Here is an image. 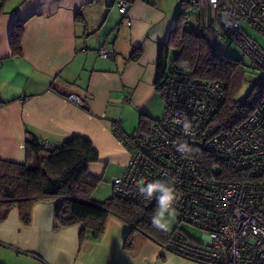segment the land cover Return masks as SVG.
Here are the masks:
<instances>
[{
  "label": "crops",
  "instance_id": "crops-1",
  "mask_svg": "<svg viewBox=\"0 0 264 264\" xmlns=\"http://www.w3.org/2000/svg\"><path fill=\"white\" fill-rule=\"evenodd\" d=\"M128 1L124 18L115 0L6 2L0 15L1 159L24 162L30 138L58 145L83 136L98 152L89 172L102 179L92 198L113 194L110 180L128 161L113 125L130 133L141 127V118L161 116L164 103L155 86L159 44L166 43L180 11L172 0ZM198 14L202 29L215 33L210 8ZM15 21L23 23L20 56L9 45ZM102 46L110 50L108 57L97 55ZM133 52L136 59L130 58ZM58 204V198L35 203L27 225L14 207L0 223V248L17 254L22 264H206L163 248L138 230L126 248L130 226L115 215L99 238L80 241V223L55 227Z\"/></svg>",
  "mask_w": 264,
  "mask_h": 264
},
{
  "label": "built area",
  "instance_id": "built-area-1",
  "mask_svg": "<svg viewBox=\"0 0 264 264\" xmlns=\"http://www.w3.org/2000/svg\"><path fill=\"white\" fill-rule=\"evenodd\" d=\"M179 2L190 11L208 6L217 20V36L235 43L264 77V49L242 27V21H248L264 33V0ZM114 4L124 18L129 1ZM96 53L108 57L110 50L102 46ZM225 86L220 79L200 78L170 63L161 84V116L130 133L114 123L128 161L110 183L116 195L156 209L154 198L139 194V181H166L175 189V212L202 236L195 241L171 235L163 248L206 264H264V103L239 124L217 130L213 117L225 99ZM68 98L82 104L74 94ZM185 116L192 124L191 135L183 131ZM181 142L193 151L181 154ZM40 144L43 149L56 146L49 140Z\"/></svg>",
  "mask_w": 264,
  "mask_h": 264
},
{
  "label": "trees",
  "instance_id": "trees-1",
  "mask_svg": "<svg viewBox=\"0 0 264 264\" xmlns=\"http://www.w3.org/2000/svg\"><path fill=\"white\" fill-rule=\"evenodd\" d=\"M7 1L0 0V15ZM180 3L185 7L184 3ZM183 10L166 43L159 44L156 89L160 92L162 79L170 64L169 52L174 48L176 53L173 62L191 69L200 78L220 79L225 82V99L213 117V124L217 130L230 129L264 103V77L252 82L246 96L237 100L235 95L244 79L241 61L215 52L211 46L202 51L203 43L198 37L205 40L206 36L202 37L185 27ZM22 37L23 23L15 21L9 35V45L15 56L22 54ZM138 55L133 52L130 58L136 59ZM151 121L141 118L139 124L145 128ZM25 151L26 157L22 163L0 158V223L14 207H17L22 222L27 225L30 221L31 208L35 203L58 198L59 204L54 215L55 227L80 223L82 225L79 232L80 241L86 237L99 238L111 215L117 216L130 226L124 241L126 248H131L136 230L162 244L171 235L187 239L184 234L175 233L176 228L167 233L154 227L152 224V216L156 210L154 207L115 193L102 201L92 198L102 179L89 172V164L97 161L98 152L88 138L72 135L50 149H43L40 141L30 138L25 143Z\"/></svg>",
  "mask_w": 264,
  "mask_h": 264
},
{
  "label": "rangeland",
  "instance_id": "rangeland-1",
  "mask_svg": "<svg viewBox=\"0 0 264 264\" xmlns=\"http://www.w3.org/2000/svg\"><path fill=\"white\" fill-rule=\"evenodd\" d=\"M174 1L178 7L180 8L177 18L179 14L182 12L183 8V13H184V18H185V27L189 30H192L193 33L201 35L202 37H205V40L198 37L201 40L202 44V51H205L208 49V46L213 47L215 52L222 53L223 55L240 60L243 68H244V79L241 85L240 90L237 92L235 95L237 100L243 99L247 92L250 89V86L252 82H254L256 79L260 77V71L256 69L250 58L233 42L229 40H223L220 37H218L212 30H203L200 26L199 23V14L198 11H190L186 7H183L179 0H172ZM242 27L245 31V33L252 39L254 40L257 45L261 48L264 49V33H262L260 30H258L256 27H254L251 23L248 21H242ZM203 30V31H202ZM192 33V34H193ZM194 35V34H193ZM175 49L171 48L168 56V61L169 63L174 61V56H175ZM157 209L153 213V216L156 214ZM152 216V217H153ZM177 229L175 233L177 234H184L188 240H195V241H200L201 239V231L186 221L180 219L178 213L175 212L174 217L169 218V227L168 230L166 231L167 233H171L174 229ZM17 254H13L8 252L5 249L0 248V257L1 259H5L2 261H7L5 263L7 264H22L21 263V257L17 258Z\"/></svg>",
  "mask_w": 264,
  "mask_h": 264
},
{
  "label": "clouds",
  "instance_id": "clouds-1",
  "mask_svg": "<svg viewBox=\"0 0 264 264\" xmlns=\"http://www.w3.org/2000/svg\"><path fill=\"white\" fill-rule=\"evenodd\" d=\"M183 131L186 135L192 134V124L185 116L182 120ZM177 151L187 155L193 149L186 143L181 142L177 145ZM138 191L145 199H155L157 205L156 214L152 217V224L159 230L167 231L169 227V218L174 217V204L177 200V194L173 187L166 181L155 180L145 183L142 179L138 183Z\"/></svg>",
  "mask_w": 264,
  "mask_h": 264
}]
</instances>
